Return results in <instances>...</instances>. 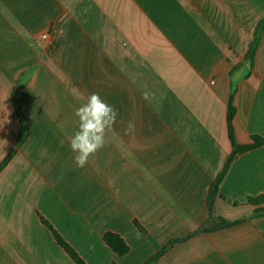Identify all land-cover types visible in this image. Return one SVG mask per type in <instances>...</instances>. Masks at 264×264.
Listing matches in <instances>:
<instances>
[{
  "label": "crops",
  "instance_id": "1",
  "mask_svg": "<svg viewBox=\"0 0 264 264\" xmlns=\"http://www.w3.org/2000/svg\"><path fill=\"white\" fill-rule=\"evenodd\" d=\"M263 20L264 0H0V164L21 131L18 84L30 129L0 174V264H75L39 215L87 264H144L202 228L233 151V89L236 142L264 137V29L246 61ZM93 92L118 117L81 169L69 138ZM262 194L264 146L233 161L215 201L217 217L240 223L195 234L155 264H264V216L247 204ZM107 232L130 253L116 255Z\"/></svg>",
  "mask_w": 264,
  "mask_h": 264
},
{
  "label": "trees",
  "instance_id": "2",
  "mask_svg": "<svg viewBox=\"0 0 264 264\" xmlns=\"http://www.w3.org/2000/svg\"><path fill=\"white\" fill-rule=\"evenodd\" d=\"M264 29V20L260 22L255 40L250 46L249 53L247 55L246 61L247 63L253 67L254 66V60L256 56L257 49L260 44V35ZM26 86V83L24 84H18L15 88L12 99L15 107V111L20 119L21 123V131L19 135V139L14 147V149L11 151V153L3 160V162L0 164V174L6 169V167L11 163V161L14 159V157L18 154L19 149L22 147V145L25 143V141L29 137L30 129L27 122V119L25 117V114L23 112L22 104H23V92L22 90ZM236 91L233 89L229 103H228V109H227V127H228V136L231 141L233 151L231 155L229 156L227 162L225 163V166L221 173L217 176L214 183L211 186L210 194L208 198V208H209V221L200 228L195 234L202 233V232H210L214 230L223 229L226 227L233 226L235 224H239L240 221L237 222H230L228 220L222 219L220 217H217L215 215L214 205L217 198H223L219 196V189L220 186L225 179L231 164L233 161L239 156L243 155L245 153H248L250 151L256 150L262 146H264V137L261 136H252V143L248 145H239L236 142L235 137V128H234V121L237 116V109L234 105V97H235ZM247 204L251 205L253 207H256V210L254 212V216H264V194L257 196V197H249L247 199ZM41 223L51 232L54 240L56 243L61 247L64 252L73 260L75 264H87L85 260L80 256V254L74 249V247L55 229V227L42 215H39ZM219 221L215 227H211L212 223L214 221ZM135 226L137 229L142 233L146 234V230L143 226H141L137 221L135 222ZM193 234V235H195ZM192 235V236H193ZM192 236L182 238V239H173L169 241L163 249H161L159 252H157L155 255H153L147 262L144 264H155L159 259H161L168 250L174 246L177 243H181L184 241H187ZM103 240L105 244L118 256L124 257L128 255L131 251L130 246L127 244L125 239L114 232H107L103 236ZM116 264V263H113Z\"/></svg>",
  "mask_w": 264,
  "mask_h": 264
},
{
  "label": "clouds",
  "instance_id": "3",
  "mask_svg": "<svg viewBox=\"0 0 264 264\" xmlns=\"http://www.w3.org/2000/svg\"><path fill=\"white\" fill-rule=\"evenodd\" d=\"M142 98L147 101L150 94L144 92ZM74 115L78 117V128L69 138V145L76 167L82 169L87 166L90 157L109 142L107 131L117 123L118 112L99 93L93 92L84 104L75 109ZM123 131L125 135H134L135 123L129 121Z\"/></svg>",
  "mask_w": 264,
  "mask_h": 264
},
{
  "label": "built area",
  "instance_id": "4",
  "mask_svg": "<svg viewBox=\"0 0 264 264\" xmlns=\"http://www.w3.org/2000/svg\"><path fill=\"white\" fill-rule=\"evenodd\" d=\"M51 33L49 31H46L42 34L41 39L44 41H50L51 40Z\"/></svg>",
  "mask_w": 264,
  "mask_h": 264
}]
</instances>
